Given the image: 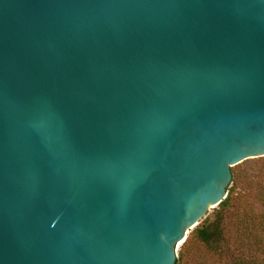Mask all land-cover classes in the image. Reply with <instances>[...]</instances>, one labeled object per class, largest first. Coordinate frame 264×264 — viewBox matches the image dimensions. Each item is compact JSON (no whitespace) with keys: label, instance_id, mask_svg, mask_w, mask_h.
Segmentation results:
<instances>
[{"label":"water","instance_id":"obj_1","mask_svg":"<svg viewBox=\"0 0 264 264\" xmlns=\"http://www.w3.org/2000/svg\"><path fill=\"white\" fill-rule=\"evenodd\" d=\"M264 156V0H0V264H174Z\"/></svg>","mask_w":264,"mask_h":264},{"label":"trees","instance_id":"obj_2","mask_svg":"<svg viewBox=\"0 0 264 264\" xmlns=\"http://www.w3.org/2000/svg\"><path fill=\"white\" fill-rule=\"evenodd\" d=\"M236 182L237 176L232 167L231 181L225 198L219 202L217 207H214L212 218L205 215L197 225L190 229L186 239L179 246L174 264H186L188 250L196 245L204 247L212 256L216 255V260L214 258L213 262L223 256L224 248L229 250L226 243L230 238L227 237L222 221L231 207L241 200L240 195H233ZM234 227L237 229L235 242L238 241V244L233 247V250L235 249L238 253L232 255L230 262L232 264H264V240L256 234L257 231L264 232V213L255 217L251 215V212L242 210Z\"/></svg>","mask_w":264,"mask_h":264},{"label":"rangeland","instance_id":"obj_3","mask_svg":"<svg viewBox=\"0 0 264 264\" xmlns=\"http://www.w3.org/2000/svg\"><path fill=\"white\" fill-rule=\"evenodd\" d=\"M232 167L237 176L233 195H240L241 200H239L240 202L235 206L231 207L222 221V225L227 232V237L230 238L226 243L229 250L224 248L223 256H221L218 261L213 262L214 258L216 260L217 256H212L204 247L196 245L188 250L185 260L186 264H232V262H230L232 255L238 253L235 249L233 250V247L238 244V241L235 242L237 229H235L234 225L236 220L240 218L241 211L246 210L247 212H251V215L255 217L264 213V156L245 159ZM214 210L215 208L210 209L206 212V216L212 218V212H214ZM256 234L264 240V232L257 231ZM179 246L176 254L178 253Z\"/></svg>","mask_w":264,"mask_h":264}]
</instances>
